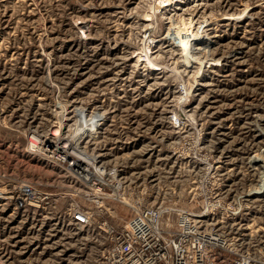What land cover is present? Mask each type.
Here are the masks:
<instances>
[{
  "label": "rangeland",
  "instance_id": "1",
  "mask_svg": "<svg viewBox=\"0 0 264 264\" xmlns=\"http://www.w3.org/2000/svg\"><path fill=\"white\" fill-rule=\"evenodd\" d=\"M141 3L0 0V187L25 178L55 189L52 171L25 148L29 131L58 128L67 140L74 108L103 98L109 113L89 148L133 164L153 204H185L195 187L252 204L217 225L235 249L264 252V187L256 188L264 174V0L195 1L215 22L211 47L197 55L205 68L186 106L193 124L180 129L167 119L179 66L142 73L126 53L138 28L127 14ZM127 215L118 206L106 220ZM65 218L51 206L15 209L0 198V264H95L97 226L80 230Z\"/></svg>",
  "mask_w": 264,
  "mask_h": 264
},
{
  "label": "built area",
  "instance_id": "2",
  "mask_svg": "<svg viewBox=\"0 0 264 264\" xmlns=\"http://www.w3.org/2000/svg\"><path fill=\"white\" fill-rule=\"evenodd\" d=\"M195 1L142 0L127 14L138 26L126 49L131 67L161 75L179 66L180 72L172 79L174 104L167 113L175 129L193 124L186 106L200 69L205 68V58L198 63L197 55L211 47L202 30L215 22V16L192 8ZM180 36L190 43L183 46ZM197 64L200 72L186 73ZM108 113L103 98H90L81 117L72 115L67 140H62L55 128L48 132L30 130L25 148L52 171L49 185L55 189H46L42 179L21 178L4 183L0 198L11 201L15 209L51 206L55 218L66 217L80 230L97 226L95 264H264V252L235 249L221 228L223 224L217 225L216 219L223 220L229 213L237 215L252 204L215 198L198 186L185 204H153L143 199L152 189L140 171L132 169L133 164L128 167L116 158H102L96 149L89 148L88 142ZM205 167L211 168V161L207 160ZM259 187H264V174L258 180ZM52 195H58L53 202L49 200ZM118 206L129 215L119 223L106 220L118 212Z\"/></svg>",
  "mask_w": 264,
  "mask_h": 264
},
{
  "label": "bare ground",
  "instance_id": "3",
  "mask_svg": "<svg viewBox=\"0 0 264 264\" xmlns=\"http://www.w3.org/2000/svg\"><path fill=\"white\" fill-rule=\"evenodd\" d=\"M199 9V8H198ZM85 21V20H84ZM84 23V22H83ZM80 27H81V25H80ZM209 26H207V27H205V29H203L202 30V33L203 34H207L208 35V32H210L209 31ZM85 29H88V26L87 25H85ZM204 30H205V32H204ZM200 36V35H199ZM206 39H207V36L205 35V41H206ZM180 42H181V44L183 45V46H187L189 43H190V41L188 40V38L186 39L185 37H182V36H180V40H179ZM208 42H209V44H210V41L208 40ZM48 71V70H47ZM75 72V71H74ZM48 76H49V74H48ZM71 76V75H70ZM78 76V75H77ZM46 77H47V75H46ZM49 78V77H48ZM46 80H47V78H46ZM82 80V79H81ZM71 82V81H70ZM62 109V108H61ZM61 109H59V110H61ZM54 110H56V109H54ZM53 111V110H52ZM62 111H64V110H62ZM62 111L60 112V113H62ZM85 112V105L84 106H82V105H77L75 108H74V110H73V115H75L76 113H78L79 114V116L81 117V115L83 114ZM53 113V112H52ZM60 113H58V114H60ZM92 119H94L95 117L94 116H92L91 117ZM57 128V127H56ZM58 129V128H57ZM263 157V156H262Z\"/></svg>",
  "mask_w": 264,
  "mask_h": 264
}]
</instances>
